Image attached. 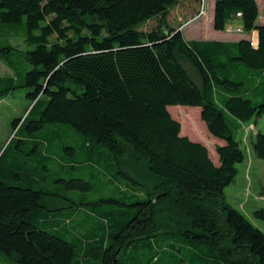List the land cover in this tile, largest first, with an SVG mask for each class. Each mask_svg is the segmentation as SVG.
<instances>
[{"label":"trees","instance_id":"16d2710c","mask_svg":"<svg viewBox=\"0 0 264 264\" xmlns=\"http://www.w3.org/2000/svg\"><path fill=\"white\" fill-rule=\"evenodd\" d=\"M185 2L196 10L199 0H0V23L22 26L30 47L18 54L21 68L15 47L0 46V60L18 76H0V96L25 87L32 100L0 152V251L10 261L264 264V231L225 195L246 159L237 133L264 116L260 7L257 0L215 3L214 29L240 17L245 33L258 34L254 46L249 39L187 40L169 21ZM152 20L157 26L144 30ZM178 105L201 107L208 131L223 140L219 164L205 144L182 135L168 109ZM49 124L75 130L85 163L100 167L113 185L126 181L117 187L121 199H104L118 206L75 222L84 203L60 200L68 198L58 179L42 174V161L32 169L18 156L4 162L14 141H32L30 151L42 160L55 156ZM251 143L264 160V132ZM126 158L142 164L148 179L134 176ZM255 216L264 221V208Z\"/></svg>","mask_w":264,"mask_h":264},{"label":"rangeland","instance_id":"374dc122","mask_svg":"<svg viewBox=\"0 0 264 264\" xmlns=\"http://www.w3.org/2000/svg\"><path fill=\"white\" fill-rule=\"evenodd\" d=\"M213 1L214 0H199V15L197 14L198 17L195 18L197 16L196 11L192 14L194 17L189 20V22L196 20L194 23L188 24V19L191 18V15L189 5L186 2L180 4L172 11L169 21L182 30L187 40H214L218 39L220 36L226 39H244V37L248 39L245 32H227V28L224 31H217L214 29L211 17L214 13ZM258 2L261 10L260 21L264 22V0H258ZM157 24V20H152L142 28L144 30H151L153 27L157 26ZM228 25L234 28L243 27L240 17H235ZM8 44L13 45L17 51H13L12 53L15 65L23 68L25 63L18 54L19 52L27 51L30 47L25 38V29L22 26L10 28L8 25L0 23V46H6ZM26 66L30 67L28 64ZM185 67L196 79L198 78L189 63H185ZM7 75L18 78L17 72L0 60V76ZM29 91V88L22 87L11 90L4 96H0V152L7 147L15 134L13 129L14 122L24 118L32 107V100L28 96ZM168 109L172 116L181 122L182 135H187L192 140L205 144L209 149L212 160L216 164H219L216 146L219 143L222 144L223 140L213 136L208 131L205 122L201 118V107L178 105L169 106ZM185 111L188 112L190 116H188V113ZM31 117H33V115ZM252 124L246 125L237 133V139L242 143L246 159L237 165L238 175L234 182L226 187L225 195L227 200L234 207L242 211L252 223L264 231V221L255 216L256 210L264 208V160L256 156L253 152L251 143L252 136L255 138L256 133L264 132V116L254 118ZM45 130L54 131L52 137L54 142L52 153H55V156L42 160L43 158H41L40 152L33 153L30 151L34 146L32 141H25V143L14 141L10 144V147H8L5 153L4 162L10 164L15 157L18 156L25 162L27 161L32 169L36 165L39 166L40 161H42L41 165L44 164L46 167L42 168V174L46 175L49 180L58 179L56 184L60 186L62 196L68 199L58 198L63 200L67 206L72 205V203H69V199H75L78 200L77 202L84 203L82 204L83 209L79 211L78 217H75V222H79L84 218L90 220L96 219L89 215V212L93 209L101 210L112 206H118V204L108 203L104 201V199H121L120 197L123 193H121L117 187L121 185L126 187V181L121 180V182H119L121 185L116 184V187L110 182L109 176L100 170V167L93 163H85V153L80 149L82 138L75 130L59 124H49L45 127ZM25 133H28L27 129ZM64 146L77 148L78 153L73 155L70 153L71 149L67 148L64 150ZM19 147L22 148V151L18 149ZM126 164L134 176L142 180L148 179L142 164L130 158H126ZM13 180L17 181L15 178H13ZM84 181L91 184L90 190H83L81 188ZM148 183L151 185V182ZM71 184H76V186L72 187ZM47 196L54 198V196ZM95 202H97V204H95ZM69 209L71 208L62 211ZM0 264L17 263L10 261L0 251Z\"/></svg>","mask_w":264,"mask_h":264},{"label":"crops","instance_id":"0c3cea01","mask_svg":"<svg viewBox=\"0 0 264 264\" xmlns=\"http://www.w3.org/2000/svg\"><path fill=\"white\" fill-rule=\"evenodd\" d=\"M257 2H258V0H257ZM215 3H216V0H214L213 1V8H214V12H215ZM258 4H259V2H258ZM259 7H260V5H259ZM189 11H190V15H191V18H189L188 19V22H189V20L190 19H192L194 16H192V14H194L196 11H197V13H196V15L199 13V5L196 7V10H194V9H192L191 7H189ZM189 15V16H190ZM195 15V16H196ZM260 15H261V10H260ZM212 17V22L214 23V13H213V16H211ZM196 20H193V21H190L188 24H190V23H194ZM258 23L259 24H264V22H261L260 21V17H259V21H258ZM247 34V33H246ZM248 35V34H247ZM243 38V37H242ZM244 39H247V37H244ZM197 40H199V39H197ZM214 40H221V41H238V40H241V38H237V39H226L225 37H219L218 39H214ZM186 112V111H185ZM186 113H188V112H186ZM220 144V143H219Z\"/></svg>","mask_w":264,"mask_h":264},{"label":"built area","instance_id":"2783aa9c","mask_svg":"<svg viewBox=\"0 0 264 264\" xmlns=\"http://www.w3.org/2000/svg\"><path fill=\"white\" fill-rule=\"evenodd\" d=\"M198 15H199V13H198ZM198 15L195 18H197ZM237 15L240 16L241 13H238ZM226 28H227L226 29L227 32H234V33L245 32L243 27L234 28L231 25H228ZM247 36H248V39H249V41L251 42L252 45H254V46L258 45V34H257V32H252L251 34H248Z\"/></svg>","mask_w":264,"mask_h":264},{"label":"water","instance_id":"95a60500","mask_svg":"<svg viewBox=\"0 0 264 264\" xmlns=\"http://www.w3.org/2000/svg\"><path fill=\"white\" fill-rule=\"evenodd\" d=\"M260 25H264V24H260Z\"/></svg>","mask_w":264,"mask_h":264}]
</instances>
